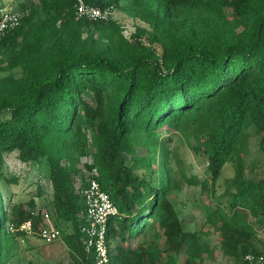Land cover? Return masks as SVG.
<instances>
[{
  "label": "trees",
  "instance_id": "16d2710c",
  "mask_svg": "<svg viewBox=\"0 0 264 264\" xmlns=\"http://www.w3.org/2000/svg\"><path fill=\"white\" fill-rule=\"evenodd\" d=\"M79 1L123 3L149 28L128 38L111 16L77 17ZM15 10L25 14L0 40L16 70L0 76V185L5 152L47 160L44 206L63 233L69 264L94 261L81 231L91 178L118 211L106 227L107 264H205L212 248L200 231L184 228L168 196L178 182L167 141L193 127L188 144L205 157L203 189L208 181L213 187L249 126L264 154V0H19ZM80 157L90 161L79 184ZM234 182L227 211L217 207V219L207 218L231 264H250L245 255L264 254L247 219L264 227V176L245 178L238 165ZM26 220L32 234L20 229ZM42 224L35 201L6 208L0 187V264L25 252L29 237L40 239ZM156 228L161 239L150 243L145 237Z\"/></svg>",
  "mask_w": 264,
  "mask_h": 264
},
{
  "label": "rangeland",
  "instance_id": "374dc122",
  "mask_svg": "<svg viewBox=\"0 0 264 264\" xmlns=\"http://www.w3.org/2000/svg\"><path fill=\"white\" fill-rule=\"evenodd\" d=\"M18 3L19 0H0V8L9 9L12 7L15 9L18 7ZM121 5H114V8L111 9V19L121 27L123 35L130 38L136 27L149 28L138 16H134ZM156 47L160 53L161 49ZM15 71V69L8 68L6 56L0 54V76ZM192 129L193 127L186 129V134L177 132L167 141V147L173 154L171 161L174 169L173 175L178 182V187L172 190L168 196L179 212L184 228L200 231L212 248L213 255L205 259V264H231V258L223 255L219 249L218 232L207 217L210 214L216 220L217 207L227 211L230 194L235 189L234 177L238 165L243 168L245 178L259 179L264 176V154L258 147V135L254 127L249 126L243 131L237 151L223 166L213 187L208 181L207 188L203 189L202 181L208 178L206 160L204 155L195 154L188 144V139L193 143L192 139L187 137ZM160 136L162 138L164 134L162 133ZM139 152L142 153L141 150ZM3 156L2 173L6 181L3 180L0 187L3 204L6 208L16 202L27 204L32 199L37 208L42 209V212H47L44 205L51 199V188L47 179V160L42 158L37 163L22 162L15 151L5 152ZM85 161H90V158L80 157V161L77 162L76 169L79 171L73 174L74 181H78L80 172L84 175V181L88 177L89 171L84 165ZM62 162L66 163L67 161L63 160ZM190 177H196L197 183L189 182L187 179ZM78 183L81 182L78 181ZM39 189L41 190L40 195L38 194ZM247 219L256 229L257 238L260 241L258 247L264 248V227L256 225L251 215ZM161 233V228H156V231L148 232L145 239H149L150 243H155L161 239ZM62 236L61 231L60 237L49 244L44 243L37 236L29 237L28 242L22 244V247H26L25 252L12 259L10 264H69L70 257Z\"/></svg>",
  "mask_w": 264,
  "mask_h": 264
},
{
  "label": "built area",
  "instance_id": "2783aa9c",
  "mask_svg": "<svg viewBox=\"0 0 264 264\" xmlns=\"http://www.w3.org/2000/svg\"><path fill=\"white\" fill-rule=\"evenodd\" d=\"M111 7L98 8L86 6L81 1L76 5L77 17L85 15L89 19H107L111 16ZM25 12L13 9L0 8V40L7 30H11L20 23ZM85 215L88 223L82 226L81 231L86 235V250L94 253L93 264H107L109 245L106 243V227L108 220L118 211L109 194L102 190L96 179L88 180L83 190ZM42 226L38 235L44 243H52L60 237V231L52 221L48 212H42ZM26 234H32V222L26 220L20 225ZM250 264H264V254L254 256L245 255Z\"/></svg>",
  "mask_w": 264,
  "mask_h": 264
}]
</instances>
